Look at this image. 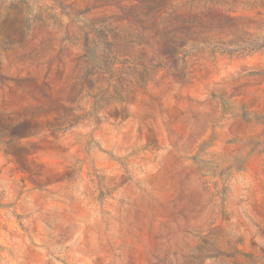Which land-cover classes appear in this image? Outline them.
Instances as JSON below:
<instances>
[{"label": "clouds", "instance_id": "obj_1", "mask_svg": "<svg viewBox=\"0 0 264 264\" xmlns=\"http://www.w3.org/2000/svg\"><path fill=\"white\" fill-rule=\"evenodd\" d=\"M0 264H264V0H0Z\"/></svg>", "mask_w": 264, "mask_h": 264}]
</instances>
